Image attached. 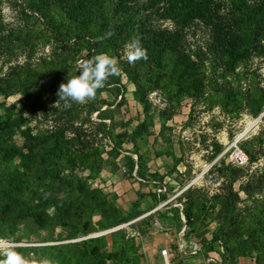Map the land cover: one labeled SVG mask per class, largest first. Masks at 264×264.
Returning <instances> with one entry per match:
<instances>
[{
    "label": "trees",
    "instance_id": "16d2710c",
    "mask_svg": "<svg viewBox=\"0 0 264 264\" xmlns=\"http://www.w3.org/2000/svg\"><path fill=\"white\" fill-rule=\"evenodd\" d=\"M25 1L27 7L38 14L35 17L41 21V27L27 26L10 31V35L31 49L38 42L52 43L54 47L52 53L41 56L37 64L19 66L0 78V95L19 93L25 99V110L40 113L45 118L51 112L55 118L49 128L29 135L32 141L25 150L8 143L15 134L30 133L28 127L20 128L24 119L19 116L5 122L0 120V210L4 213L17 212L33 218L41 226H64L68 218L95 213L106 216L107 227H114L137 216V213L125 215L98 185L86 188L87 179L101 180L100 173L106 164L103 151L72 127L75 108H64L62 113V108L55 104L60 84L66 82L68 72L77 71L73 65L78 59L107 52L116 58L121 70V75L110 76L104 87L97 90L95 98L87 102V110L97 112L104 135L114 140L109 141L111 148L106 150L113 159L114 169L118 168V158L128 157L123 149L125 138L135 144L137 139L150 134L156 115L149 100L153 91L162 92L172 108L182 99L191 98L189 118L197 104L205 108L220 107L230 113L246 110L253 116L264 109L263 88H246L227 79L230 75L240 81L242 78L236 69L253 54L264 55V0ZM1 4L2 0L0 25ZM53 6L61 12L58 19L51 13ZM161 20H171L172 28L162 26ZM197 22L211 27L210 38L203 43L190 44L188 32ZM137 39L147 49V59L130 64L124 56L125 46ZM55 46L62 47L63 51L57 52ZM83 50L86 54L80 56ZM123 79L133 84L143 117L130 133L122 131L113 136L112 127H127L131 123L130 119L121 122L114 119L115 111L125 99ZM109 87L120 94V100L113 108H101L108 101L101 98L100 93ZM171 115L169 112L168 116ZM105 118H109V125L104 122ZM160 135L163 136L162 130ZM263 136L264 128L253 140L246 139L239 144L250 164L260 155L264 156ZM179 148L181 156L174 160L175 169L184 156L183 143L180 142ZM220 150L221 146L215 142L210 160L216 158ZM135 153L130 154L134 160L127 173L131 177L134 171L135 175H145L146 171L142 155L138 150ZM239 155L243 153L240 151ZM20 162L25 168H21ZM81 169L88 173H78ZM210 173L215 180L222 179L221 188L214 194L208 196L191 184L182 191L178 198L181 206L174 208V213L168 211L170 208L156 211H168L165 214L179 217L180 230L184 226L186 229L183 237L214 212L216 226L206 242L208 246L199 239L203 246L202 260L208 252L222 247L221 261L209 264H227V258L228 264H236L238 256H249L253 251H256L255 264H264V164L254 171L219 158L211 165ZM237 182L238 189L235 188ZM59 186L73 192L62 198L58 195ZM75 191L80 195L74 194ZM90 225L86 220L82 229L87 230ZM114 233L125 235L121 229ZM87 243L82 240L81 245ZM51 248L33 246L31 251L36 254ZM91 253L99 256V264H105V258L110 256L103 255L98 246H93ZM183 255L191 259L199 257ZM133 263L138 264L137 260Z\"/></svg>",
    "mask_w": 264,
    "mask_h": 264
},
{
    "label": "rangeland",
    "instance_id": "374dc122",
    "mask_svg": "<svg viewBox=\"0 0 264 264\" xmlns=\"http://www.w3.org/2000/svg\"><path fill=\"white\" fill-rule=\"evenodd\" d=\"M51 13L55 19L61 16V12L55 6L51 8ZM1 14L0 78L6 77L19 66L27 63L37 64L41 56H49L52 53L54 47L52 43L38 42L31 49L9 33L12 30H23L27 26H34L35 29L41 27V21L36 19L38 14L27 7V1L2 0ZM159 22L168 28L173 26L171 20ZM210 34L209 25L197 22L188 32V42L203 43L209 40ZM55 47L57 52L63 51L62 47ZM81 54L80 56H84L85 50ZM75 65L76 61L73 66ZM236 71L240 73L242 79L237 81L229 75L227 79L232 80L233 84L238 82L246 88L258 86L264 89V55L253 54ZM123 83L125 99L115 111L114 119L115 122L130 119L131 123L127 127L119 125L112 127L113 136L122 131L130 133L138 120L143 117L142 106L137 102L133 84L126 79H123ZM112 88L109 87L100 93V97L108 101V104H102L101 108H113L120 100V94L117 95ZM149 100L152 110L156 113L154 124L150 128V134L137 139L135 144L127 138L124 139L123 149L128 157L121 156L118 159L120 166L125 168V172L122 168L120 170L122 182L111 181L110 186L103 180L90 178L87 179L88 185L86 184V188L98 185L105 193L110 194L109 199L125 215L131 216L137 213L136 217L114 227H107L106 216L89 213L74 219L68 218L64 226L57 224L41 226L31 217H23L17 212L4 213L0 210V241L13 242L21 248L19 251L28 259L33 257L49 259L53 264H99V256L91 253L93 246H98L103 255H110L105 258V264H134L133 260H137L138 264H205L201 256L191 259L183 255V251H187L192 242L199 239L206 244L211 236V230L216 226L213 221L215 213H210L205 221H200L196 228L190 229L189 234L183 237L180 232L182 226L179 217L165 214V212L174 213V208L180 207L178 198L191 184L208 196L218 191L222 186V179L215 180L210 169L219 158L250 167L254 171L263 166V155L250 164L239 144L246 139L253 140L263 130L264 109L258 116H253L246 110L230 113L220 107L205 108L197 104L193 116L189 118L191 98L182 99L179 105L172 108L166 96L156 90L150 93ZM56 105H59V108H62L60 111L64 113V104ZM70 108L76 110L70 122L72 127L84 134L89 143L99 145L103 151L105 165L110 168L113 159L107 155L106 150L111 148L109 141L114 142V140L104 135L103 127L98 123L97 112L87 110V103H73ZM169 112L172 113L171 116H168ZM19 116L24 119L20 128L28 127L30 133L24 136L15 134L8 139V143L12 146H20L24 150L25 146L32 141L28 138L29 135L49 128L55 118V114L51 112L45 118L40 113H30L25 110V99L19 93L0 95V120L5 122L18 119ZM104 122L109 125V118H105ZM162 125H164L163 128ZM160 130L163 136L160 135ZM180 142L183 143L184 156L175 169L174 160L181 156ZM215 142L221 146V150L216 158L210 160L211 149ZM262 144L264 150V141ZM37 148L41 149L40 146ZM238 149L243 156L238 155ZM136 150L143 157L146 171L145 175L137 173L136 177H131L127 173L134 160L130 154H136ZM20 165L21 168L26 166L22 162ZM79 172L82 175L88 173L84 169ZM238 184V182L235 184L236 189ZM116 188L120 190L119 194L115 193ZM71 192L73 191L66 186L58 187V195L62 198L67 197ZM74 194L80 195L78 191ZM241 196L245 197L243 193ZM135 198H137L136 203L133 202ZM131 203L134 204L131 205ZM160 204H163L160 210L170 209L156 211L155 208ZM50 212L52 210H49ZM86 220H89L91 225L87 230H83L82 224ZM119 229L125 232L124 236L114 233ZM82 240H87L88 243L82 246ZM102 240L107 244H104ZM33 246L52 248L34 254L31 251ZM164 250L167 253L166 258ZM255 253L256 251L252 252L253 257ZM226 263L228 264V258Z\"/></svg>",
    "mask_w": 264,
    "mask_h": 264
},
{
    "label": "clouds",
    "instance_id": "9594fccd",
    "mask_svg": "<svg viewBox=\"0 0 264 264\" xmlns=\"http://www.w3.org/2000/svg\"><path fill=\"white\" fill-rule=\"evenodd\" d=\"M109 36L112 33H108ZM124 56L128 63L134 64L140 59H147V49L140 41L133 40L125 46ZM76 72H68L66 82L59 86L57 95L64 102L65 108L73 103L85 104L94 99L97 90L103 88L110 76L121 75L116 58L107 52H101L87 59L76 61ZM78 73V74H77ZM0 264H53L49 259H28L11 241H0Z\"/></svg>",
    "mask_w": 264,
    "mask_h": 264
},
{
    "label": "crops",
    "instance_id": "0c3cea01",
    "mask_svg": "<svg viewBox=\"0 0 264 264\" xmlns=\"http://www.w3.org/2000/svg\"><path fill=\"white\" fill-rule=\"evenodd\" d=\"M118 159L116 161V164L118 165V168H116V169H114L113 166H111L109 168V166L104 165V167H103V169H102V171L100 173V178H101V180H103L105 182V184H109L111 186V181L112 182H120V183L122 182V179H121L122 175H121V172H120L121 166L119 164ZM115 191H114L115 193H118V194L120 193V190H118V188H116ZM136 199L137 198H135V200ZM131 205H132V203H131ZM236 264H255V260H254V257L252 255H249V256L248 255L247 256H238V258L236 260Z\"/></svg>",
    "mask_w": 264,
    "mask_h": 264
},
{
    "label": "built area",
    "instance_id": "2783aa9c",
    "mask_svg": "<svg viewBox=\"0 0 264 264\" xmlns=\"http://www.w3.org/2000/svg\"><path fill=\"white\" fill-rule=\"evenodd\" d=\"M134 158H136V155H133ZM122 170L125 172V168L121 167ZM133 176L136 177L135 171L133 172ZM163 204H160L158 207L155 208V210L162 209ZM181 206V204H180ZM166 209V208H165ZM182 219L184 221V217L182 216ZM185 226L182 228L181 235L185 233ZM223 252V248L220 247L217 251H210L207 253V255L204 257L205 263H219L221 261L220 253ZM186 255H193V256H200L203 255V246L199 241H193L192 244L189 246V249L187 251H183ZM166 251L164 250V256L166 258Z\"/></svg>",
    "mask_w": 264,
    "mask_h": 264
},
{
    "label": "bare ground",
    "instance_id": "6f19581e",
    "mask_svg": "<svg viewBox=\"0 0 264 264\" xmlns=\"http://www.w3.org/2000/svg\"><path fill=\"white\" fill-rule=\"evenodd\" d=\"M240 149H238V155H239Z\"/></svg>",
    "mask_w": 264,
    "mask_h": 264
}]
</instances>
